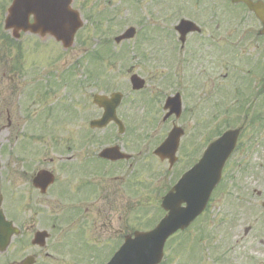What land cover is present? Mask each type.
<instances>
[{"label":"flooded vegetation","instance_id":"1","mask_svg":"<svg viewBox=\"0 0 264 264\" xmlns=\"http://www.w3.org/2000/svg\"><path fill=\"white\" fill-rule=\"evenodd\" d=\"M252 1L262 2L260 11L264 14V0ZM194 2L198 7L190 8L197 14L205 16L207 22L186 19L196 23L199 30L189 31L182 38L175 26L173 30L167 31L164 25H160L163 34L161 41L165 44L160 48L159 58H154L153 62L154 64L161 62L163 73L166 74L170 70L173 72L169 77L164 75V78L173 81V92L180 104L177 108L179 114L167 116V111H164L163 121L164 125L170 123L172 126H179L184 134L177 148L176 161L173 163L152 154L159 166L155 168L152 164L148 165L147 170L151 175L146 176L147 184L143 188L147 198L148 195L162 197L178 178L179 172L183 169L181 167L196 164L219 131L240 123L236 146L223 168L222 179L213 191L210 205L215 220L221 222L222 226H228V231L223 233L226 234L229 249L233 251L238 249L240 259H243L245 264L252 263L264 256V252H254L246 247L252 239L247 238L248 234H242L241 238L234 240L231 229L238 222L232 211H244L256 202L262 205L261 191L256 187H250L248 181L250 177L253 184L258 183L259 175L251 172L248 177V173L252 164L257 165V160L264 156V23L248 8L245 1L232 4L240 7L237 14L240 17L238 23H231L230 15L228 16L226 12L231 0ZM191 3L193 0H190L189 4ZM169 43L172 44V48H169ZM127 73H134L132 67ZM112 86H114L112 83H108L104 89L112 90L101 93L109 97L118 91L122 94L117 114H120L118 116H121L126 125L127 134L122 137L113 136L114 141L110 145L120 147L122 153H117L116 156L121 155L122 158L103 159L99 157V152L93 149V142H90L88 137H69L67 143L73 142V147L78 151L66 153L69 156L63 157L64 179L60 186L61 190L54 193L49 189L47 194L39 196L40 201L46 203V206L30 198L19 208L16 226L20 229V236L26 237L22 245H27L31 249L30 254L19 260L28 255L47 261L53 259L55 249L48 246L56 234L58 238L64 240L65 245L64 248L56 250L63 251L68 260L76 261L86 248L89 236L97 239L100 235L101 238L113 241L124 238L133 230L135 171H138L135 168V157L139 154L134 150H140L129 125L133 123L130 115L135 94L127 90L125 83L121 87L125 90L113 89ZM217 95L221 96L220 101L214 100ZM211 107L214 111L207 113ZM97 110L102 115L103 109L97 106ZM194 110L203 114L197 120L194 119ZM148 111L146 126L159 113L155 106ZM187 123L193 126L192 130L187 131L189 129ZM109 125L112 128L116 127L113 122ZM164 134L165 132L155 140L154 143L157 145L152 149L153 152L163 142ZM65 148L71 150L72 146L67 144ZM148 150L144 152L145 155L149 153ZM148 159L151 160L150 157ZM163 163H167L173 172L181 168L172 181H165L164 175L160 173L153 175L158 171L164 172ZM258 166H262V163ZM153 178L155 181L152 185ZM37 191L36 189L35 192ZM52 203L62 205L61 217H56L52 212L54 209ZM38 206L50 207V210L39 211L36 209ZM215 206L218 208L215 209ZM254 210L252 208L249 212L252 213ZM258 214L259 212L255 213V217ZM37 231L48 232L46 248L32 244V238ZM215 233V231L210 233L208 237ZM219 255L214 257L215 263L226 264L229 256L224 254L219 258Z\"/></svg>","mask_w":264,"mask_h":264},{"label":"rangeland","instance_id":"2","mask_svg":"<svg viewBox=\"0 0 264 264\" xmlns=\"http://www.w3.org/2000/svg\"><path fill=\"white\" fill-rule=\"evenodd\" d=\"M201 1L204 2L206 0ZM10 2L11 0H0V194L3 195L2 208L5 213L10 212L14 214L18 204L21 202V206L25 205L30 198L37 200V203H40L42 206L47 205L40 201L39 195L33 189L30 181L32 174L37 169H53L58 175V180L63 181L64 176L62 173L64 172L62 169L64 165L61 163V154H72L78 150L73 146L74 151L62 150L67 143V139L65 141L58 140L60 137L81 136L83 138L90 136L92 137V141H95L93 146L95 151L100 146L109 142L111 143L112 132L109 128L103 130H91L89 128V120L100 115V112L92 103V95L94 93L110 92L111 88L108 91L104 89L108 83L114 85L112 86L113 89H123L121 87L124 83L128 87L130 74L127 73V70L131 67L134 72L146 80V91L143 92V95H147L151 91H154L156 94L161 93L164 96L173 93V81L169 78H164V75L169 77L173 72L171 73L170 70L165 74L162 72L161 62L159 61L158 64H154L153 62L154 58H159L160 48L165 44L164 41L163 43L161 41L163 39L162 30L154 27L164 25L168 31L173 30L181 18L198 19L204 23L207 22V19L202 14H197L191 9L198 7L195 5L194 0L191 4H188L190 0H74V7L79 9L83 16L84 13L106 10L103 16H112L113 23L103 24L104 30L102 31H99L98 27H90V22L86 23L78 33L75 44L68 50H64L61 45L53 42L52 39H39L37 36H32L28 33L21 37V47L20 49H16L1 38V32H6L3 28V23ZM227 10L226 12L230 17L240 18L237 16L240 11L239 5L229 6ZM142 23L148 26L143 31H141ZM151 23L157 25L153 24V26ZM130 25L136 26L140 30L138 36L134 39L133 45L128 43V41L115 44L113 41L114 37ZM145 32L147 33L144 36ZM99 37H108L112 40L110 52L111 56L115 58L113 65L104 60L103 62L96 61L86 66L88 70L97 72L100 81L95 82L94 75H91L90 79L86 76L87 81H85V75L82 70L85 66L81 65L77 70L71 71V69L66 74V79L68 80L67 87L53 93L45 92L46 89L41 83L45 84L44 80L48 79L50 81L53 79L60 81L59 77L63 76L61 75L62 71L71 67L85 51L93 50L91 48L98 42ZM168 39H171V37H168ZM172 47V44L169 43V48ZM58 55L62 57L58 67L55 70H49V68H54L52 61ZM15 63H18L19 67ZM39 68H45L42 74L46 77L38 72ZM37 73L40 79H43L38 83L35 82ZM85 73L87 72L85 71ZM75 76H78L77 81L74 80ZM73 80L76 83V85H73L74 88L71 86ZM39 87L41 88L39 89ZM41 92L45 93L42 95ZM135 94V109H133L134 113L140 116V113L144 112L141 107V104L144 103L141 102V99L137 100L142 95ZM45 95L48 96L44 97ZM220 97L217 95L214 100L220 101ZM62 102L70 104L67 111L62 110ZM43 104L48 105L46 111L50 114V119H47L48 113L44 114L43 111H40L37 119H35L33 117L34 111ZM70 109L76 112L75 116L67 113ZM213 111L214 109L211 107L207 113H212ZM194 112L195 120L203 115L202 112H197L196 110ZM124 113H126V110H124ZM139 116L136 119L134 118L136 129H138L139 124L142 122ZM44 120H46L45 123H42ZM189 125V123L186 125L189 128L187 131L193 128L192 125L190 127ZM165 126V128L163 127L160 130V135L163 132L169 131L172 127L170 123ZM135 134L142 135V130L139 129ZM141 156L144 155H137L135 161L137 162L135 167L141 168L139 171H135L136 183L137 185L144 184L146 186V176H150L151 174L147 170L144 160L142 162L139 159ZM145 156L147 158L148 154ZM149 162L159 166L155 159ZM259 163H262V166H258ZM163 164L164 172L158 171L157 173H153V175L163 174L165 181H172L182 168L173 172V170L168 168L167 163ZM251 172L258 173V183H252V178L249 177ZM248 177L250 187H256L257 190L261 191V198L264 199V156L257 160V165L252 164ZM154 181L155 178L151 181L152 185ZM57 186V184L53 185L52 188L54 189ZM57 190H61V187H58ZM21 195L24 196V201L20 200ZM144 199L142 198V200ZM146 201L152 203L156 199L151 195H148L147 198L146 194ZM52 207L54 208L52 212L56 216L58 213H61L57 216L61 217L63 214L62 205L57 206L55 203H52ZM252 208L255 210L250 213L249 210ZM36 209L47 212V210H50V207L38 206ZM260 211H263V218L260 221H256L254 214ZM232 213L235 216V220H238L234 224V229H231L234 240L235 238H241L244 225L251 224L255 229H253L251 233L252 239L246 247L252 249L254 252L259 251V253H263L264 247L257 245V238L264 232V210L261 208L259 202H256L249 209L241 212L232 211ZM38 219L36 220L38 221ZM14 220L18 223L17 214L14 215ZM198 222V225L204 223L201 220ZM198 225L194 226L192 232L197 231V228L199 229ZM222 227H225V225ZM207 232L208 229L204 231V233ZM25 238L24 236L16 239L10 251L5 256L0 255V264H5L6 259L12 257L18 258L28 252L25 248L24 252H20L21 244ZM55 239H58V237L56 236ZM174 239L175 242H171L169 247L175 244L177 253L190 248H202L201 264H206L208 257L225 243L226 234L223 233V228H221L212 237L207 239L208 242L198 237L183 238L181 234L175 236ZM229 247V245L224 247V253L229 256L226 264H245L244 260L240 259L237 253L238 249L233 251ZM95 249L97 251H94L90 261L89 256L85 257L89 262L94 259L98 261L104 256L103 253L100 254V250L96 246ZM96 253L98 254L96 255ZM167 257L168 261L166 264H174L176 256L173 250L168 251ZM60 258H63V256H60ZM181 258L176 264L181 263ZM59 264L71 263L61 260ZM185 264H190V262L186 260Z\"/></svg>","mask_w":264,"mask_h":264},{"label":"water","instance_id":"3","mask_svg":"<svg viewBox=\"0 0 264 264\" xmlns=\"http://www.w3.org/2000/svg\"><path fill=\"white\" fill-rule=\"evenodd\" d=\"M70 2L71 0H14L8 10L5 21L6 29L12 28L15 33L20 29L31 32H49L58 40H61L65 47H68L72 44L75 32L81 26L78 14L70 8ZM31 15L34 17L33 23H30L29 20ZM181 27H178V29ZM134 82L137 88L141 87L143 83L137 79H134ZM96 101L100 104H106L103 98H97ZM176 137L177 133L174 132L168 139L170 141L169 145H174V138ZM49 176L43 172L39 173L35 184L45 187L52 180ZM16 232L10 223L4 221L0 211V250L6 249L11 236ZM153 248H156V246ZM158 251L156 255L140 252L134 257L135 259L131 264H139L140 260L142 263L147 264L153 257H155V263L160 258L161 244Z\"/></svg>","mask_w":264,"mask_h":264}]
</instances>
